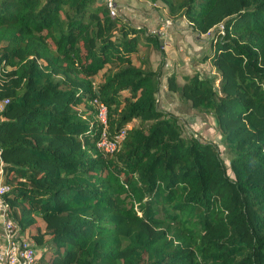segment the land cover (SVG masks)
<instances>
[{
    "label": "trees",
    "instance_id": "1",
    "mask_svg": "<svg viewBox=\"0 0 264 264\" xmlns=\"http://www.w3.org/2000/svg\"><path fill=\"white\" fill-rule=\"evenodd\" d=\"M150 1L211 34L216 77L167 89L211 117L227 164L157 108L158 33L104 0H0L3 200L20 231L43 223L35 264H264V0Z\"/></svg>",
    "mask_w": 264,
    "mask_h": 264
},
{
    "label": "rangeland",
    "instance_id": "2",
    "mask_svg": "<svg viewBox=\"0 0 264 264\" xmlns=\"http://www.w3.org/2000/svg\"><path fill=\"white\" fill-rule=\"evenodd\" d=\"M113 2L115 4L113 17L119 19L121 23L159 35L160 51L148 48L142 52L148 68L155 70L160 67L157 108L177 117L183 135H193L202 141L217 145L221 159L227 164L229 156L219 142L211 117L192 109L179 94L167 89V78L170 76H174L178 84L184 82L185 76L195 74L201 77H216L209 62L202 61L204 54L209 51L211 34H200L184 18L170 16L166 6L160 1L153 3L150 0H113ZM166 21L167 25H164ZM160 27L163 28L161 32ZM15 226L19 233L26 235V231H20L16 223ZM35 227L42 229L43 223L37 220L35 226L31 227V232H34Z\"/></svg>",
    "mask_w": 264,
    "mask_h": 264
},
{
    "label": "built area",
    "instance_id": "3",
    "mask_svg": "<svg viewBox=\"0 0 264 264\" xmlns=\"http://www.w3.org/2000/svg\"><path fill=\"white\" fill-rule=\"evenodd\" d=\"M106 7L111 16L114 15L115 4L113 0H104ZM165 22L164 25H167ZM163 30L159 28V32ZM209 32L206 33L208 35ZM7 100L0 102V112L3 110ZM97 118L105 125L106 122V108L103 103L96 102ZM124 132H121L115 141L108 140L102 134V138L97 144V148L104 152H112L116 147V140L122 139ZM4 164L0 158V264H35L36 249L32 240L23 236L16 229L14 221L8 217L9 207L3 200V195L8 191V186L4 183Z\"/></svg>",
    "mask_w": 264,
    "mask_h": 264
},
{
    "label": "crops",
    "instance_id": "4",
    "mask_svg": "<svg viewBox=\"0 0 264 264\" xmlns=\"http://www.w3.org/2000/svg\"><path fill=\"white\" fill-rule=\"evenodd\" d=\"M30 229H31V228H28V229L26 230V232H25V233H28L29 231H31Z\"/></svg>",
    "mask_w": 264,
    "mask_h": 264
}]
</instances>
